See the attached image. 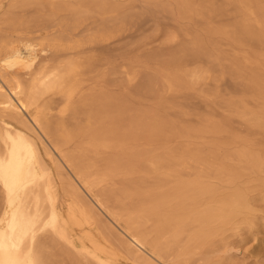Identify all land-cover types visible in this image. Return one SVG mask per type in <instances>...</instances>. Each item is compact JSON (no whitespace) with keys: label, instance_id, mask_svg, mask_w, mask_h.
<instances>
[{"label":"bare ground","instance_id":"6f19581e","mask_svg":"<svg viewBox=\"0 0 264 264\" xmlns=\"http://www.w3.org/2000/svg\"><path fill=\"white\" fill-rule=\"evenodd\" d=\"M142 2L173 19L198 12L192 0ZM235 3L243 19L214 32L264 45V15ZM131 12L124 0H0V264H190L201 250H219L215 238L232 226L254 227L250 191L264 189L263 156L224 155L235 161L230 168L186 145L152 154L143 146L163 134L157 120L130 116L127 128L116 121L121 107L99 87L113 73L99 69L110 58L96 45L117 36ZM185 75L197 83L203 72ZM161 76L171 88L173 76ZM256 99L258 112L240 113L262 128L264 89ZM141 159L147 167L138 169ZM190 160L199 163L192 172ZM119 173H141L122 189L126 199L139 196L136 205L115 195L111 207L96 192Z\"/></svg>","mask_w":264,"mask_h":264},{"label":"rangeland","instance_id":"374dc122","mask_svg":"<svg viewBox=\"0 0 264 264\" xmlns=\"http://www.w3.org/2000/svg\"><path fill=\"white\" fill-rule=\"evenodd\" d=\"M124 1L132 9L125 28L96 45L101 58H110L108 62L102 61L99 69L107 73L111 66L113 73L104 75L99 87L110 92L121 107V113L115 112L116 121L127 128L130 116L143 114L157 120L163 134L152 144L142 145L152 154H163L170 148L183 149L186 145L192 151H202L211 164L222 161L230 168L236 165L235 161L223 159L224 155L251 149L264 157V127L251 125L248 115L240 113L260 110L256 97L264 89V45L238 43L235 35L231 41L220 31L214 32L228 30L229 24L243 19L235 9V0H192L191 7L198 12L190 18L177 19L160 5ZM245 1L257 6L258 14L264 15V0ZM205 3L208 5L203 7ZM170 32L176 34L172 40L167 38ZM151 54L158 57H148ZM191 70L203 72L197 83H190L185 75ZM162 74L173 76L171 88L163 85ZM110 153L101 154L98 162ZM144 161H136V167H147ZM189 165L191 172L199 167L191 160ZM251 175L240 181L245 182ZM140 176L141 173L126 178L119 173L95 190L108 206L114 204L115 195L136 205L139 196L126 199L122 189L128 183L138 182ZM259 177L264 180V171ZM252 189L250 195L256 199L257 209L252 234L245 225L232 226L215 238L213 245L219 250H201L192 256L190 264H204L202 257H208L206 264L216 260L221 264H264V189ZM101 223L98 228L104 231ZM113 242L119 246L116 239Z\"/></svg>","mask_w":264,"mask_h":264}]
</instances>
